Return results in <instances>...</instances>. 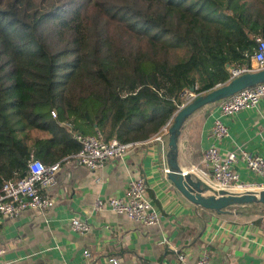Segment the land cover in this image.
Masks as SVG:
<instances>
[{
  "label": "trees",
  "instance_id": "1",
  "mask_svg": "<svg viewBox=\"0 0 264 264\" xmlns=\"http://www.w3.org/2000/svg\"><path fill=\"white\" fill-rule=\"evenodd\" d=\"M256 37L264 0H0V187L74 154V134L149 140L185 92L253 69Z\"/></svg>",
  "mask_w": 264,
  "mask_h": 264
},
{
  "label": "crops",
  "instance_id": "2",
  "mask_svg": "<svg viewBox=\"0 0 264 264\" xmlns=\"http://www.w3.org/2000/svg\"><path fill=\"white\" fill-rule=\"evenodd\" d=\"M217 116V103L197 109L184 121L178 136L179 168L203 181L209 179L208 174L201 175L194 169L207 171L201 157L210 146L220 153L239 148L264 159V98L253 108H241L221 117L227 135L219 139L210 133ZM165 151L159 143L147 140L134 145L122 158L104 161L97 169L61 163L53 184L46 189L53 199L51 208L24 209L12 217L0 216V244L4 248L0 261L194 264L204 252L213 264H264V215L244 220L234 210L217 213L193 205L167 179ZM235 171L241 183L262 182L239 162ZM138 176L144 179L147 197L159 215L156 224L133 223L106 205L93 209L95 199L122 196L128 179ZM71 217L85 221L89 230L82 235L73 232L68 225ZM83 251L88 252V257ZM178 255L183 257L181 261Z\"/></svg>",
  "mask_w": 264,
  "mask_h": 264
},
{
  "label": "built area",
  "instance_id": "3",
  "mask_svg": "<svg viewBox=\"0 0 264 264\" xmlns=\"http://www.w3.org/2000/svg\"><path fill=\"white\" fill-rule=\"evenodd\" d=\"M255 43L256 48L251 56L254 68L231 69L228 80L244 72L264 68V40L256 37ZM194 95L191 93L186 96L183 103L178 106V109L193 98ZM263 98L264 82H261L218 101V116L212 121L210 127L211 135L216 139L226 136L227 129L220 118L230 116L241 108H253ZM51 116H55L54 112H51ZM168 124L158 134L149 139L159 143L165 149ZM73 138L79 144V149L74 154L68 155L50 165H44L39 160L31 159L27 163L26 173L22 177L15 180H6L2 183L0 187V216L12 217L24 209L45 211L51 208L53 199L47 194L46 189L53 184L55 172L61 163L74 162L88 169H97L101 167L104 161L122 158L134 145L140 143L119 142L115 138L105 142L99 133L74 134ZM201 160L207 171L204 172L198 169H194V171L199 172L201 175L208 174L209 179L206 180L208 182H205L214 189L233 191L264 189V159L255 153L239 148L220 153L216 147L210 146L203 150ZM238 162L244 165L251 173L261 177L262 182H239L235 171V166ZM105 205L111 211L125 215L133 223L151 226L159 221V215L147 197L145 181L141 176L128 179L122 196H110L104 200L95 199L92 207L95 210H100ZM68 225L78 235H82L89 230V225L77 217H71L68 220ZM3 252L4 248L0 244V257ZM83 255L88 257L89 254L87 251H83ZM182 258L181 255L177 256L179 261ZM110 261L116 263L113 259H110ZM0 264H3V262L0 261ZM194 264L213 263L202 252Z\"/></svg>",
  "mask_w": 264,
  "mask_h": 264
},
{
  "label": "water",
  "instance_id": "4",
  "mask_svg": "<svg viewBox=\"0 0 264 264\" xmlns=\"http://www.w3.org/2000/svg\"><path fill=\"white\" fill-rule=\"evenodd\" d=\"M261 82H264V68L244 72L204 94L194 95L171 118L166 129V177L176 191L193 205L217 213L229 206L264 205V189L245 191L214 189L194 173L183 172L177 163L178 136L189 115L207 104L218 102L237 91ZM191 93H193L192 89L188 91V95Z\"/></svg>",
  "mask_w": 264,
  "mask_h": 264
},
{
  "label": "rangeland",
  "instance_id": "5",
  "mask_svg": "<svg viewBox=\"0 0 264 264\" xmlns=\"http://www.w3.org/2000/svg\"><path fill=\"white\" fill-rule=\"evenodd\" d=\"M188 95V93H187ZM185 96V95H184ZM185 98V97H184ZM238 209V208H237ZM238 212L240 213L241 219L247 220L253 216L264 215V207L258 206L257 208L251 209L249 206L247 208H239Z\"/></svg>",
  "mask_w": 264,
  "mask_h": 264
}]
</instances>
